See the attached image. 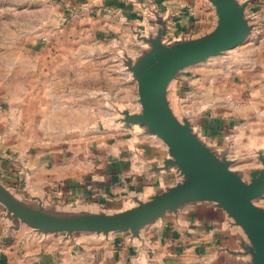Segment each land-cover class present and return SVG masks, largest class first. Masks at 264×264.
<instances>
[{
    "label": "crops",
    "instance_id": "0c3cea01",
    "mask_svg": "<svg viewBox=\"0 0 264 264\" xmlns=\"http://www.w3.org/2000/svg\"><path fill=\"white\" fill-rule=\"evenodd\" d=\"M202 2L44 0L36 22L45 28L21 31L20 44L1 50L10 55L0 61L2 186L28 203L112 211L135 191L173 183L174 172H147L168 157L166 146L155 137L143 136L133 148L105 149L98 140L101 126L94 120L104 109L89 106V89L105 85L107 75L120 68L107 64L105 54L120 46L127 51L136 33L154 28L150 9L170 17V41L211 32L215 13ZM241 2L248 3L246 12L257 25L241 47L247 75L228 89L207 81L205 87L210 77L203 65L184 72L173 86L179 97H184L182 88L200 87L190 105L195 107L193 124L215 151L229 143L243 151L264 143V0ZM200 26L210 28L200 31ZM88 129L96 133V142L77 136ZM6 213L0 203V264L72 263L70 240L58 244L24 225L11 233ZM147 237L142 245L135 240L120 248L114 263L237 264L241 257L233 253L241 251L244 235L223 210L202 203L185 209L176 221L164 222L155 237Z\"/></svg>",
    "mask_w": 264,
    "mask_h": 264
},
{
    "label": "water",
    "instance_id": "95a60500",
    "mask_svg": "<svg viewBox=\"0 0 264 264\" xmlns=\"http://www.w3.org/2000/svg\"><path fill=\"white\" fill-rule=\"evenodd\" d=\"M206 1L216 18L211 32L170 41V17L162 18L157 9H150L154 28L136 33L137 40L143 43L141 55L124 60L121 65L138 84L141 106L138 115L125 113L127 123L139 126L144 130L142 136L155 137L167 148L168 157L163 165L152 164L147 172H174L176 180L147 191L148 202H139L137 207L113 215L84 207H49L40 200L28 203L0 183V203L12 223L11 233L24 225L39 236L66 234L63 240L71 241L73 233L131 232L130 245L135 240L142 245L144 240L137 236L146 224L160 220L161 226L166 221H176L185 209L208 203L223 210L244 235L241 251L233 253L241 257L237 264H264V207L255 203L264 197V143L250 149L258 167L234 169L239 157H231V144L215 151L194 126L193 115L183 114L180 120L168 98L188 68L203 66L207 60L245 45L257 29L246 12L248 3ZM126 199L137 200V195Z\"/></svg>",
    "mask_w": 264,
    "mask_h": 264
},
{
    "label": "rangeland",
    "instance_id": "374dc122",
    "mask_svg": "<svg viewBox=\"0 0 264 264\" xmlns=\"http://www.w3.org/2000/svg\"><path fill=\"white\" fill-rule=\"evenodd\" d=\"M202 1L204 5L206 3L207 8L214 12L213 7L208 1ZM41 3H44V0H0V61L4 56L5 60L6 56H10L5 54L4 51H1L2 47L15 46L20 44V41L22 42L23 38H20L21 31L28 30L39 32L45 28V24L40 26V24L36 22V20L41 18L42 11L39 6ZM208 28L200 26L199 30L203 31V29ZM207 32L208 31L202 32L200 36H203ZM142 44V42L135 38L133 42L129 44L130 49H128V45H126L127 53L122 52V47L120 46L115 53L105 54L104 59L107 60V64L119 66L120 71L118 70L116 73H109V71H106L107 74H109L105 79V85L93 86L89 89V106L91 107L93 104H97L104 109L103 111L100 110L96 112L94 120L101 126V138L98 137V140L99 142H101V140L103 141L106 150L110 149L109 147H116L119 145L124 149L133 148L140 143L139 139L143 137L141 135L144 131L142 128L139 126H134V128L133 125L126 121L125 113L138 115L141 113V106L138 98V84L133 80L131 77L132 75L121 66L124 60L127 61L129 58L141 55L140 47H142ZM241 47L242 46L233 51L221 54L216 58L207 60V63L204 65V70L206 71L205 75L209 76L210 79L205 80V87L207 81L208 84H222V88L228 89L231 84L239 83L240 78L247 75L244 69V63L241 62ZM190 70L192 72L197 71L196 66L188 68L186 71ZM1 75L2 71L0 70V76ZM109 75L111 78H109ZM115 77H121L122 80L117 81ZM211 79H214V82H212ZM196 87V85H191L182 88V95H184V97H179L176 94V90H171L168 95L171 101V107L180 120L183 119V114L189 116L194 113L191 109L195 107H190V105L195 98L194 92L200 89V87ZM1 88L2 87H0V89ZM240 94L242 95L244 93ZM93 107L96 108V105ZM95 134L93 129H88L87 131L79 132L77 136L83 138L82 140L87 139L90 141L93 139L92 141L96 142V140H94L96 139ZM94 148L96 149L97 146H94ZM89 149L91 148L89 147ZM237 156L239 157V159H237L238 164L234 169H249L255 168L254 166H259L254 158V154L250 152V149H244L243 151L238 145L231 152L232 158H238ZM145 193L146 191L142 190L135 191L131 196L137 195V200H128L126 197L124 202H121L118 209H113L112 211L105 210V213L111 215L118 214L137 207L139 202H148L150 199L145 198ZM255 203L260 207H264V197L256 200ZM47 206L55 207L59 205L48 204ZM61 207L75 208V206ZM159 227L160 220L148 223L139 230L137 237L144 240L147 237V233H149L150 237H155L156 230ZM24 229L29 228L24 227ZM30 230L33 231L32 229ZM66 236V234L47 235L49 239H53L55 242H58V244L61 243L62 245L65 244L63 239ZM70 237L72 239L67 246L70 247V251L72 252L70 256V258H72L71 264H118L114 262L118 260L119 253H122V247L125 248L129 244V239L133 237V235L131 232L120 234L110 233L106 235L80 232L73 233ZM121 244L124 246L120 247ZM69 253L70 252H68V256ZM61 263L67 264L64 261Z\"/></svg>",
    "mask_w": 264,
    "mask_h": 264
}]
</instances>
